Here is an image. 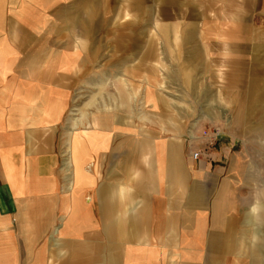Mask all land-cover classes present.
<instances>
[{
  "label": "crops",
  "instance_id": "0c3cea01",
  "mask_svg": "<svg viewBox=\"0 0 264 264\" xmlns=\"http://www.w3.org/2000/svg\"><path fill=\"white\" fill-rule=\"evenodd\" d=\"M0 264H264V0H0Z\"/></svg>",
  "mask_w": 264,
  "mask_h": 264
},
{
  "label": "built area",
  "instance_id": "2783aa9c",
  "mask_svg": "<svg viewBox=\"0 0 264 264\" xmlns=\"http://www.w3.org/2000/svg\"><path fill=\"white\" fill-rule=\"evenodd\" d=\"M206 132H204V134H205ZM199 155H200V152H198V151H195V152H192V157L193 158H198L199 157Z\"/></svg>",
  "mask_w": 264,
  "mask_h": 264
}]
</instances>
